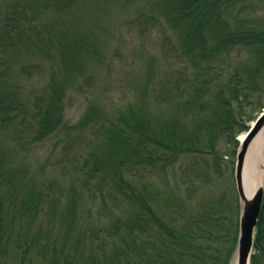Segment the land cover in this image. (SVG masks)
Listing matches in <instances>:
<instances>
[{"label": "trees", "instance_id": "16d2710c", "mask_svg": "<svg viewBox=\"0 0 264 264\" xmlns=\"http://www.w3.org/2000/svg\"><path fill=\"white\" fill-rule=\"evenodd\" d=\"M82 1L0 0V54H50L45 38H69L70 26L58 30L57 18L47 22L48 3L58 12ZM149 1L154 7L156 1L162 30L175 35L169 50L206 75L161 76L155 111L129 106L117 121L98 125L104 128L101 153L80 180L86 192L92 175L109 182L111 205L123 203L119 214L103 203L94 229L77 226L80 187L71 185L60 197L25 188V172L11 166L0 143V264H229L240 210L232 157L237 135L248 129L246 116L264 108V0ZM68 47L58 49L73 63ZM58 82L53 78L32 101L0 61V127L32 114L38 135L62 130L65 86ZM100 114L89 105L79 125L95 126L104 119ZM139 164L156 179L132 182ZM250 264H264V195Z\"/></svg>", "mask_w": 264, "mask_h": 264}, {"label": "rangeland", "instance_id": "374dc122", "mask_svg": "<svg viewBox=\"0 0 264 264\" xmlns=\"http://www.w3.org/2000/svg\"><path fill=\"white\" fill-rule=\"evenodd\" d=\"M48 5L50 18L47 22H57L54 28L58 30L70 26L69 38L48 34L51 38H45L44 46L50 47V54L44 50L42 53L27 50L15 57L0 54V61L9 68L11 81L19 83V93L32 101L42 96L53 78L59 81L58 85L63 83L65 91L60 107L64 127L57 133L40 136L37 123L36 127L33 125L32 114L23 113L22 120L20 115L11 121L5 119L0 127V143L8 150L11 166L25 172V188L41 189L60 197L66 194L69 186L80 187L84 194L78 205L77 226H82L83 230L94 229L101 224L98 210L103 203L118 214L123 203L121 200L112 206L110 195L106 193L109 182H99L95 175L88 184L91 191L86 192L81 183L87 170L95 165L96 153H101L104 128L98 125L107 126V119L117 121L119 114L129 106L145 104L150 111H155L158 107L155 92L161 76L206 74L199 72L201 68L193 65L189 58L178 59L175 51L169 50L176 38L171 29L163 31L159 26L162 20L156 12V1L154 7L149 0H84L79 6L58 12L52 10L51 2ZM152 13L156 19L148 18ZM139 14L142 17L139 18ZM43 35H46L45 31ZM61 43L69 45L68 56H72L73 63L63 59L58 49ZM64 75H69L67 81L62 78ZM91 104L100 109L98 117L104 119H99L92 127L90 124L80 126V120ZM260 112L252 110L246 116L248 128ZM246 131L237 135L238 141ZM184 160L188 159L184 157ZM232 160L235 161V157ZM135 169V176L129 178L137 185L142 180L157 177L152 169L147 174L140 164ZM263 179L264 168L261 182ZM233 186L236 192L234 169ZM61 205L58 201L57 209ZM23 264H27L26 261Z\"/></svg>", "mask_w": 264, "mask_h": 264}, {"label": "water", "instance_id": "95a60500", "mask_svg": "<svg viewBox=\"0 0 264 264\" xmlns=\"http://www.w3.org/2000/svg\"><path fill=\"white\" fill-rule=\"evenodd\" d=\"M264 125V108L250 125L247 131L239 138L234 163L235 189L240 203L239 230L235 250L230 264H250V257L253 253L254 235L259 214L262 207L264 195V179L259 187L246 197L242 185V172L245 154L252 139L257 135Z\"/></svg>", "mask_w": 264, "mask_h": 264}, {"label": "bare ground", "instance_id": "6f19581e", "mask_svg": "<svg viewBox=\"0 0 264 264\" xmlns=\"http://www.w3.org/2000/svg\"><path fill=\"white\" fill-rule=\"evenodd\" d=\"M264 168V127L252 139L245 154L242 185L246 197L259 187Z\"/></svg>", "mask_w": 264, "mask_h": 264}]
</instances>
